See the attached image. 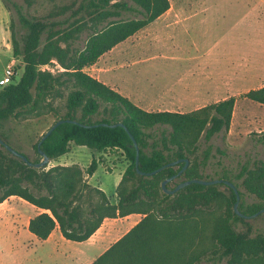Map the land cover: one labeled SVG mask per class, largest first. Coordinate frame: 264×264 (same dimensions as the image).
Wrapping results in <instances>:
<instances>
[{
  "label": "trees",
  "instance_id": "trees-1",
  "mask_svg": "<svg viewBox=\"0 0 264 264\" xmlns=\"http://www.w3.org/2000/svg\"><path fill=\"white\" fill-rule=\"evenodd\" d=\"M9 1L2 0L6 6ZM11 5L17 14V24L10 30L12 56L20 65L13 66L11 81L0 86V139L9 145L4 125L10 120L51 112L56 121L96 126L64 122L44 140V134L38 138L32 146L36 158L25 155L29 161L43 160L40 142L39 149L49 162L67 154L74 144L99 153L120 151L126 167L115 188L116 203H112L100 188L88 183L98 167L95 159L85 169L75 164L36 169L0 145V204L16 196L44 210L28 224L39 241L58 227L64 239L83 242L105 219L142 216L90 264H264V233L253 234L247 219L235 214L231 188L191 184L172 195L161 189V182L176 175L184 160L189 161L188 167L167 188L192 179L212 180L204 174L212 158L208 142L229 130L235 99L183 115L147 112L84 71L164 14L169 1L73 0L41 17L28 16L18 4ZM126 14L134 16L125 18ZM83 35L79 47L76 44ZM54 62L62 69L56 74L41 69ZM242 97L264 106V87ZM101 123H122L128 132ZM128 133L137 145L138 166ZM177 160L183 161L146 175ZM232 177L223 171L217 178L234 184L240 196L239 211L249 216L264 209V160H249ZM246 196L256 201L247 204ZM239 224L245 229L239 231Z\"/></svg>",
  "mask_w": 264,
  "mask_h": 264
},
{
  "label": "crops",
  "instance_id": "crops-1",
  "mask_svg": "<svg viewBox=\"0 0 264 264\" xmlns=\"http://www.w3.org/2000/svg\"><path fill=\"white\" fill-rule=\"evenodd\" d=\"M168 10L101 55L86 68L92 71L89 75L147 112L180 115L229 98L235 99L234 112L239 97L264 87V16H229L226 27L219 24L226 16H167ZM242 103L243 117L264 121V106L246 98ZM250 105H256L258 111ZM262 132L263 128L258 130ZM42 212L19 197L7 198L0 204V236L12 242L13 236L28 231L25 238L37 243L34 251L58 256L63 246L78 255L76 264L93 262L142 217L131 214L105 219L88 240L69 244L58 227L44 241L30 233V219ZM99 246L106 249L96 257L82 249Z\"/></svg>",
  "mask_w": 264,
  "mask_h": 264
},
{
  "label": "rangeland",
  "instance_id": "rangeland-1",
  "mask_svg": "<svg viewBox=\"0 0 264 264\" xmlns=\"http://www.w3.org/2000/svg\"><path fill=\"white\" fill-rule=\"evenodd\" d=\"M73 0H29L27 5L25 0H10L7 6L0 0V78L4 74L6 65L11 63L13 66L20 65V61L12 56L11 47V25L17 24V14L11 3L22 7L23 12L28 16H45L54 6L69 5ZM170 9L167 16H226L225 20L219 24L228 27L229 16H264V0H168ZM125 18H132L134 15L126 14ZM225 27V28H226ZM85 35L77 42V46L82 47ZM42 70H48L52 74L61 71L60 67L54 62L49 66H42ZM87 74H92L89 69H84ZM21 70L17 73L20 76ZM244 98L239 97V103L232 114L231 123L227 132L214 135L208 142L212 146V158L206 167L204 174L212 179H218L223 171L230 172V177L237 174L244 164L258 156L263 159L264 153V132L258 133L259 129H264V121L250 117L247 119L242 116V103ZM54 105L59 102L53 103ZM250 108L258 111L256 105ZM263 108V107H259ZM56 121L51 112L43 115L35 113L27 115L21 119H13L4 125V135L9 146L16 152L27 155L30 160L36 158L33 151V144L40 138L48 128ZM201 148L205 147L204 138H201ZM251 156V157H250ZM92 159L98 161V167L94 175L87 180H91V185L98 184L99 188L112 200L116 201L115 188L120 180V174L126 167V162L120 151H105L99 153L86 147L71 144L69 153L55 161L49 162L46 168L65 163H72L85 169L89 166ZM229 176V175H228ZM233 178V177H232ZM221 190L226 191L223 187ZM245 203L255 202L254 197H245ZM252 228L253 234L264 233V213L247 219ZM241 231L245 226L238 225ZM29 234L25 231L20 236H13L12 242L0 236V264H76L79 261L78 255H74L69 249L63 246L59 248V255L50 256L44 251L36 252L33 249L37 243L28 242L25 238ZM70 243V241H67ZM99 246L96 249H85L83 251L89 256H98L106 248ZM201 264H226L223 262H202Z\"/></svg>",
  "mask_w": 264,
  "mask_h": 264
},
{
  "label": "water",
  "instance_id": "water-1",
  "mask_svg": "<svg viewBox=\"0 0 264 264\" xmlns=\"http://www.w3.org/2000/svg\"><path fill=\"white\" fill-rule=\"evenodd\" d=\"M64 122L71 123V124H78V125H80L82 127H95L96 126V125H94V126L81 125L75 120H58V121L54 122L48 128V130L42 136V140H44L56 127H58L59 125L63 124ZM99 125L100 126H104V127H110V128L121 127V128H124L127 131L125 125H123L122 123H116V124H113V125H108L106 123H101ZM129 137H130V139L132 141V144L136 148L135 164H136V166H138V149H137V145H136V142H135V140H134V138H133V136L131 134H129ZM40 143L38 144V150H39L41 156L43 157V160L41 162H39V163H35L34 164L31 161H29L28 158L25 155L16 152L9 145H7L3 140L0 139V145L6 151H8L11 155H13V156L19 158L20 160H22V162L27 164L29 167H34L36 169L45 168L49 164L48 157L43 152H41L40 149H39ZM182 161L183 160H177V161L168 163V164H166V165H164V166H162V167L156 169L155 171H153L151 173H148L146 175L147 176H152V175L158 173L159 171H161L162 169H164L165 167H171V166L177 165L178 163H180ZM188 164H189V161L188 160H184V166L182 167V169L176 175H174V176H172V177H170L168 179H165L164 181L161 182V189H162L163 193H165L167 195H172V194L178 192L179 190H181V189H183V188H185V187H187V186H189L191 184H199V185H205V186L224 184V185L228 186L229 188H231L233 190L234 194H235L236 201H235L234 206H233V211L235 212V214H237L238 216H240L242 218H245V219H252V218L264 213V209H262L261 211L255 213L253 215H249V216L241 213L239 211V202H240L239 192L236 189V187L234 186V184L229 182L228 180H224V179H212V180L192 179V180L180 182L173 189L167 188L166 187L167 183L170 182L171 180L175 179L176 177L180 176L182 174V172L188 167ZM137 172L139 174H143L140 171H137Z\"/></svg>",
  "mask_w": 264,
  "mask_h": 264
},
{
  "label": "built area",
  "instance_id": "built-area-1",
  "mask_svg": "<svg viewBox=\"0 0 264 264\" xmlns=\"http://www.w3.org/2000/svg\"><path fill=\"white\" fill-rule=\"evenodd\" d=\"M13 75H14L13 65L9 63L8 65H6L4 69V74L2 78H0V86L7 85L11 81Z\"/></svg>",
  "mask_w": 264,
  "mask_h": 264
}]
</instances>
